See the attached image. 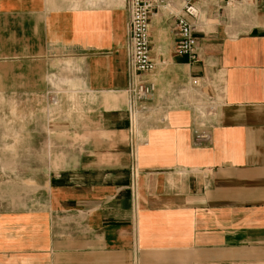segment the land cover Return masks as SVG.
Listing matches in <instances>:
<instances>
[{
  "label": "crops",
  "instance_id": "0c3cea01",
  "mask_svg": "<svg viewBox=\"0 0 264 264\" xmlns=\"http://www.w3.org/2000/svg\"><path fill=\"white\" fill-rule=\"evenodd\" d=\"M195 4V62L151 16L132 148L128 0H0V264H264V0Z\"/></svg>",
  "mask_w": 264,
  "mask_h": 264
},
{
  "label": "built area",
  "instance_id": "2783aa9c",
  "mask_svg": "<svg viewBox=\"0 0 264 264\" xmlns=\"http://www.w3.org/2000/svg\"><path fill=\"white\" fill-rule=\"evenodd\" d=\"M230 4L236 0H223ZM179 4L180 10L171 15L175 17V31L178 37L176 50L181 55L189 57L191 62L199 60V47L194 35L195 26L191 19L198 16V8L195 0H128L129 10V64L131 68V81L128 87L129 104L128 112L130 119L131 147L136 145L139 118L148 112V101L156 91V84L147 78L154 71L155 62L151 57L150 46V19L152 14L162 7H175ZM173 10V8H172ZM53 105L58 104V99L51 98ZM194 137L197 144L209 139V134L201 128L194 129ZM134 153V150H132ZM133 182L131 191L136 198L137 170L132 165Z\"/></svg>",
  "mask_w": 264,
  "mask_h": 264
},
{
  "label": "rangeland",
  "instance_id": "374dc122",
  "mask_svg": "<svg viewBox=\"0 0 264 264\" xmlns=\"http://www.w3.org/2000/svg\"><path fill=\"white\" fill-rule=\"evenodd\" d=\"M11 109L13 113L11 112L10 114ZM16 109L17 107L15 103L0 102V117L2 118L6 117V121L8 122L10 115H14ZM19 109L20 106L18 110ZM1 132H5L3 126H0V137L2 135L3 137L9 136L8 129L3 134ZM10 143H11L10 139H7V141H5L4 139L0 142V189L1 190H9L11 188V184L13 185L17 184V179L20 177V175L17 172L16 165L11 164V161L16 162L17 157H21V156L25 157V151H20L17 149L10 148L9 147Z\"/></svg>",
  "mask_w": 264,
  "mask_h": 264
}]
</instances>
